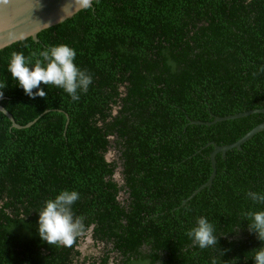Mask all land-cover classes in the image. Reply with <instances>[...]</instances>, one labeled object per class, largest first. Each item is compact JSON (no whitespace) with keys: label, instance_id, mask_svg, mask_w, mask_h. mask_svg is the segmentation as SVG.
Here are the masks:
<instances>
[{"label":"trees","instance_id":"obj_1","mask_svg":"<svg viewBox=\"0 0 264 264\" xmlns=\"http://www.w3.org/2000/svg\"><path fill=\"white\" fill-rule=\"evenodd\" d=\"M37 37L0 49V105L13 118L0 111V264H254L264 242L242 213L264 210L247 196L264 194V129L218 152L211 184L192 192L211 173L212 142L264 121L206 123L264 108V0H93ZM59 44L92 84L75 102L43 84L46 97H29L8 72L11 54ZM64 190L79 193L83 222L71 247L38 232V211ZM199 217L215 248L187 235ZM89 228L99 253L78 248Z\"/></svg>","mask_w":264,"mask_h":264},{"label":"clouds","instance_id":"obj_2","mask_svg":"<svg viewBox=\"0 0 264 264\" xmlns=\"http://www.w3.org/2000/svg\"><path fill=\"white\" fill-rule=\"evenodd\" d=\"M81 7H90L92 0H76ZM76 50L67 44L47 47L38 54L33 63L32 57H25L22 52H13L8 64L11 77L23 88L26 95L35 99L46 97L47 93L41 85L55 86L66 92L75 102L80 99V93L87 92L93 82L92 76L82 70L75 63ZM6 81H0V97L7 87ZM247 196L254 203L264 204V194L248 192ZM79 199L77 191L64 190L54 199L46 201L39 210L38 232L42 241L53 246L71 247L77 236L83 230V222L76 217L72 205ZM243 220H248L247 228L264 242V210L242 213ZM187 235L193 245L200 249L215 248L219 243V236L207 217H199L196 226ZM91 236V235H90ZM254 264H264V246L254 249ZM212 264H216L214 258Z\"/></svg>","mask_w":264,"mask_h":264},{"label":"water","instance_id":"obj_3","mask_svg":"<svg viewBox=\"0 0 264 264\" xmlns=\"http://www.w3.org/2000/svg\"><path fill=\"white\" fill-rule=\"evenodd\" d=\"M82 8L84 7L79 6L76 0H0V49L27 37L38 40L37 34L42 29L64 21ZM0 111L13 121L12 115L2 105H0ZM254 112L264 113V108H252L225 116H215L213 121L206 123L238 118ZM192 122L202 123L200 121ZM29 124L31 122L27 125ZM12 125L20 126L16 122H12ZM262 129H264V121L252 127L232 143L218 145L212 142L213 149L210 152L211 173L208 179L192 192V195L211 184L216 173L215 155L218 152L224 156L225 152L231 148L240 149L242 143ZM192 195L187 199L191 198Z\"/></svg>","mask_w":264,"mask_h":264},{"label":"rangeland","instance_id":"obj_4","mask_svg":"<svg viewBox=\"0 0 264 264\" xmlns=\"http://www.w3.org/2000/svg\"><path fill=\"white\" fill-rule=\"evenodd\" d=\"M107 158L108 159H112V157H115V153L113 151V148H111L108 152H107ZM119 169V168H118ZM119 171L117 170L115 172V176L119 177ZM83 237L80 239V244L78 246V248L80 249V251L82 252V254H88L90 252H93L94 254L99 253L98 249L103 248L105 245L103 242L98 243L97 246H95L94 242L92 241V238L90 235H82Z\"/></svg>","mask_w":264,"mask_h":264},{"label":"flooded vegetation","instance_id":"obj_5","mask_svg":"<svg viewBox=\"0 0 264 264\" xmlns=\"http://www.w3.org/2000/svg\"><path fill=\"white\" fill-rule=\"evenodd\" d=\"M123 89H124V87H123ZM113 151H114V150H113ZM91 229H92V228L87 229L88 235H91V234H90ZM98 243H99V242H98Z\"/></svg>","mask_w":264,"mask_h":264}]
</instances>
